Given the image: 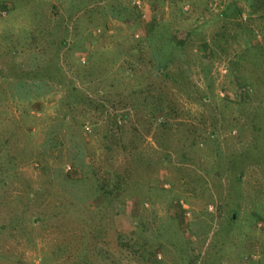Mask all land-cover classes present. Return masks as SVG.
I'll return each instance as SVG.
<instances>
[{
    "label": "rangeland",
    "instance_id": "1",
    "mask_svg": "<svg viewBox=\"0 0 264 264\" xmlns=\"http://www.w3.org/2000/svg\"><path fill=\"white\" fill-rule=\"evenodd\" d=\"M3 1L0 264H264V0Z\"/></svg>",
    "mask_w": 264,
    "mask_h": 264
},
{
    "label": "trees",
    "instance_id": "2",
    "mask_svg": "<svg viewBox=\"0 0 264 264\" xmlns=\"http://www.w3.org/2000/svg\"><path fill=\"white\" fill-rule=\"evenodd\" d=\"M4 4L6 3H9V0H4L3 1ZM12 3V2H11ZM255 3H251L253 9H257L258 11H262L263 10V5L261 7L257 6V7H254ZM13 11L16 10L15 8V4L13 3ZM159 110H164V109H161V107H158V110H154L152 111V113L154 114V112H157ZM167 115H169V113L167 112ZM4 156H6V161L8 163V165L10 164V159H8L10 157V155L8 154H5ZM109 173V172H108ZM98 187H99V190L101 191V194L104 196V200L109 204V202H111L112 199L118 197V194H119V191L124 187V185H128L127 183L128 182H125V181H120L118 179V174L116 172L114 173H110V176H109V179H103V180H98Z\"/></svg>",
    "mask_w": 264,
    "mask_h": 264
}]
</instances>
